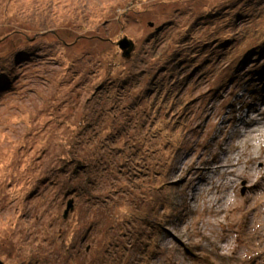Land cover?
Returning a JSON list of instances; mask_svg holds the SVG:
<instances>
[{
	"label": "rangeland",
	"instance_id": "374dc122",
	"mask_svg": "<svg viewBox=\"0 0 264 264\" xmlns=\"http://www.w3.org/2000/svg\"><path fill=\"white\" fill-rule=\"evenodd\" d=\"M0 258L264 264V0H0Z\"/></svg>",
	"mask_w": 264,
	"mask_h": 264
},
{
	"label": "water",
	"instance_id": "95a60500",
	"mask_svg": "<svg viewBox=\"0 0 264 264\" xmlns=\"http://www.w3.org/2000/svg\"><path fill=\"white\" fill-rule=\"evenodd\" d=\"M128 41H127V39H123V40H121L120 42H119V45L121 46V48L122 49H124V48H127V46H128V43H127ZM133 49V46H132V48H131V50ZM130 50V51H131ZM72 207H70V209H71ZM67 213H68V211H67ZM0 264H6V262L5 261H3L1 258H0Z\"/></svg>",
	"mask_w": 264,
	"mask_h": 264
},
{
	"label": "bare ground",
	"instance_id": "6f19581e",
	"mask_svg": "<svg viewBox=\"0 0 264 264\" xmlns=\"http://www.w3.org/2000/svg\"><path fill=\"white\" fill-rule=\"evenodd\" d=\"M33 57H34V56H33ZM183 220H185V219L183 218ZM210 224H211V223H210ZM212 226H213V225H212ZM215 227H216V225L214 224V226H213L212 228H215ZM234 249H235V251H237L238 248L236 247V245H235V248H234Z\"/></svg>",
	"mask_w": 264,
	"mask_h": 264
}]
</instances>
